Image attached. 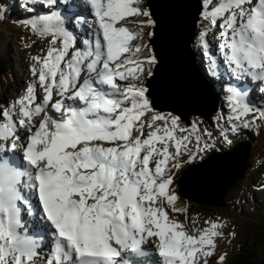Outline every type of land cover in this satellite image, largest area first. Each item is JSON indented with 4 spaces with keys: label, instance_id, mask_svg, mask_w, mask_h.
Returning a JSON list of instances; mask_svg holds the SVG:
<instances>
[{
    "label": "snow or ice",
    "instance_id": "6c2138e0",
    "mask_svg": "<svg viewBox=\"0 0 264 264\" xmlns=\"http://www.w3.org/2000/svg\"><path fill=\"white\" fill-rule=\"evenodd\" d=\"M154 8L35 0L28 10L25 26L48 46L0 106V264H228L218 242L237 233L225 221L189 230L171 214L187 211L178 174L203 177L236 135L264 126L254 99L264 100V0L200 4L194 36L224 119L215 135L182 123L202 100L170 76ZM7 11L0 0V19Z\"/></svg>",
    "mask_w": 264,
    "mask_h": 264
},
{
    "label": "rangeland",
    "instance_id": "374dc122",
    "mask_svg": "<svg viewBox=\"0 0 264 264\" xmlns=\"http://www.w3.org/2000/svg\"><path fill=\"white\" fill-rule=\"evenodd\" d=\"M10 1L5 0L6 3H13L14 10L13 8L9 9L7 15L0 19V106L8 104L24 89L25 83L31 80V57L36 54H43L48 46L46 40L34 35L29 28L21 23L22 18L25 17L13 18V15L17 14L14 12L17 7L15 6L16 2H19L18 5L20 6L18 7H21V12H24L29 7L28 5L33 6L35 0ZM209 2L210 0H206L204 2L205 6ZM144 3L148 5L149 0H144ZM147 42L148 38L146 36L145 43ZM25 44H30L31 47H25ZM9 46L12 50H15L18 58L16 60L17 70L14 71L13 75L7 69H3L1 61L4 58L6 59L7 53L9 54ZM192 48L196 54L197 64L203 67L206 58L201 56L196 38ZM254 99L257 105L264 104V100ZM217 114L218 111L212 113L210 120L198 114L191 115L190 119L191 121H201V127L207 128L215 135L219 131L217 125H224L223 118L219 121L215 119ZM182 123L185 126L189 125L184 120H182ZM251 136L253 137V144L248 160L250 167L245 176L227 191L223 198L224 205L201 204L189 200L179 190L180 174H178L176 183V192L179 196L177 206L186 208L187 211L172 213L171 215H175L185 225H188L189 230H191L193 223L195 227H203L205 226V220L221 219L227 223L226 233L230 231L237 233L235 239L229 237L227 240L218 242L219 249L228 253V264H233L239 258L240 253L244 251L250 252L257 264H264V187H262L264 185V126H261L259 130L255 128L243 130L240 135L233 138L232 145L239 140L251 139ZM187 167L188 165H185V168ZM27 222L30 223L28 220ZM152 242L154 243V241ZM146 246H151V244H146ZM38 264H44L43 256L39 257Z\"/></svg>",
    "mask_w": 264,
    "mask_h": 264
},
{
    "label": "water",
    "instance_id": "95a60500",
    "mask_svg": "<svg viewBox=\"0 0 264 264\" xmlns=\"http://www.w3.org/2000/svg\"><path fill=\"white\" fill-rule=\"evenodd\" d=\"M194 9L190 12L187 0H149L155 6L163 23V30L157 28V47H163L169 57V74L179 79L188 93L201 97L199 110L185 109L182 119L190 122V116L198 114L210 120L212 113L219 108L216 93L208 86L204 74L197 64L192 48L194 33L198 31L195 21L198 19L201 0H190ZM172 3L177 8L169 7ZM169 17H165L166 12ZM170 11V14H169ZM176 53V55H174ZM215 104V108H213ZM172 110V109H162ZM252 142L238 141L231 147L227 156H216L206 169L203 177L191 182L180 183V192L188 199L202 204L224 205L227 191L246 174L249 168V156Z\"/></svg>",
    "mask_w": 264,
    "mask_h": 264
},
{
    "label": "trees",
    "instance_id": "16d2710c",
    "mask_svg": "<svg viewBox=\"0 0 264 264\" xmlns=\"http://www.w3.org/2000/svg\"><path fill=\"white\" fill-rule=\"evenodd\" d=\"M8 4L9 3H7V5ZM18 4H19V2H16L15 6H17V7L15 8L14 12L17 14H14L13 18L19 19L21 17H25V18H22V20H21V23L23 25H25L24 22L27 20V17L29 15V11H28L29 9L28 10L26 9V11H24L25 13L21 12V10H20L21 7H18V6H20ZM12 8H13V3H10L8 5V10L12 9ZM13 10H14V8H13ZM23 14H25V15H23ZM8 49H9V54L6 52L7 53L5 56L6 59L4 58V60L2 59L1 61L3 63V65H2L3 69L4 70L7 69L13 75L14 71L17 70L18 64L16 63V60H18V58H17V53H15L14 49L12 50V48L10 46L8 47ZM205 67H206V65H203V67H202V70L204 71V73H205ZM252 139H253V137H252ZM233 264H257V262H255V260H253L252 254L250 252L244 251V252L240 253L239 258L237 260H235V262Z\"/></svg>",
    "mask_w": 264,
    "mask_h": 264
},
{
    "label": "bare ground",
    "instance_id": "6f19581e",
    "mask_svg": "<svg viewBox=\"0 0 264 264\" xmlns=\"http://www.w3.org/2000/svg\"><path fill=\"white\" fill-rule=\"evenodd\" d=\"M187 2L189 3V5L186 6V7H190V10H189V11L191 12L192 9H194V6H193L192 3L190 2V0H187ZM172 5H173V8H177V4H176V3H172ZM168 6H169V5H168ZM165 9H166V12H164L165 17H169V15L167 14V7H166ZM169 14H170V11H169ZM174 55H176V53H174ZM203 77H204L205 80H207L205 76H203ZM29 218H30L31 223H29L27 227L31 228L32 225H33L34 220H36L37 217H29ZM42 231H43V229H41V232H42ZM146 247H150V246H146ZM46 250H47V249H44V251H46Z\"/></svg>",
    "mask_w": 264,
    "mask_h": 264
}]
</instances>
